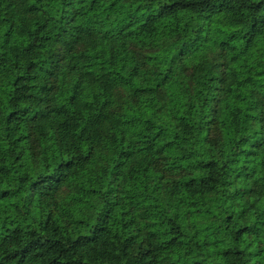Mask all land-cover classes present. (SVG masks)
Wrapping results in <instances>:
<instances>
[{"label":"trees","instance_id":"trees-1","mask_svg":"<svg viewBox=\"0 0 264 264\" xmlns=\"http://www.w3.org/2000/svg\"><path fill=\"white\" fill-rule=\"evenodd\" d=\"M0 264H264V0H0Z\"/></svg>","mask_w":264,"mask_h":264}]
</instances>
